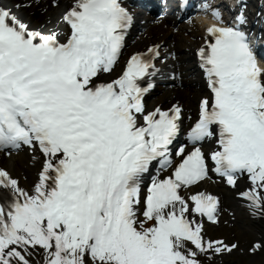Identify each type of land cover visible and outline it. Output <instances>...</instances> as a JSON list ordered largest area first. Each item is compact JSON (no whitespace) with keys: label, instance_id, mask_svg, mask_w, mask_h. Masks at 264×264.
<instances>
[{"label":"snow or ice","instance_id":"1","mask_svg":"<svg viewBox=\"0 0 264 264\" xmlns=\"http://www.w3.org/2000/svg\"><path fill=\"white\" fill-rule=\"evenodd\" d=\"M178 11L200 39L191 107L158 92L186 89L174 45L127 51L123 0L0 3V264L264 258V51L241 0Z\"/></svg>","mask_w":264,"mask_h":264},{"label":"bare ground","instance_id":"2","mask_svg":"<svg viewBox=\"0 0 264 264\" xmlns=\"http://www.w3.org/2000/svg\"><path fill=\"white\" fill-rule=\"evenodd\" d=\"M5 1L9 6H11V4L14 3L13 0H5ZM28 10H31V9H28ZM32 13H36V15L33 17L30 15ZM37 13L39 12L36 9H33L31 11L24 10L21 12V15H23L26 18L33 19L35 22L37 18H38L37 21L42 18ZM169 19H170V23H166L165 19L157 22V19L153 16H141L140 21L145 20L146 24L144 26L141 25L140 29L141 30L147 29L148 31L150 28L154 26H159V25L164 24L166 27L164 28V32L162 34L161 40L165 41L167 44L173 41L172 32L173 31L176 32V43L177 44L175 45V49L177 51H180V53L182 54L180 57V60L183 64L184 76H185L184 83L186 85V89L185 90H181V89L168 90V89L162 88L159 90V92H163V96H161L160 98L161 99L165 97L171 98L173 96L178 98L181 96L180 98L189 104L188 96L195 90H198V85L200 84L199 77L196 76L194 59L191 53L193 48L197 46L196 40L199 37V33L187 32V34H185L187 31L185 24L178 22L175 18H172V17H169ZM177 29H179V31H177ZM132 40L136 43L141 41V39L136 36H133ZM24 163H25L24 158H20L18 161L12 162L9 166L13 167L14 171L18 172L21 170V167ZM219 191L225 197V202L233 204L234 206V203L231 199V194L228 193L224 189H219ZM236 258L240 259L241 257H236ZM262 259L264 258H262L261 256L255 257L254 264H262Z\"/></svg>","mask_w":264,"mask_h":264},{"label":"rangeland","instance_id":"3","mask_svg":"<svg viewBox=\"0 0 264 264\" xmlns=\"http://www.w3.org/2000/svg\"><path fill=\"white\" fill-rule=\"evenodd\" d=\"M194 99H195L194 95H191V96H190V101H189V102H190V106H192V104L194 103ZM250 259H252V258H249V257H247V256H244L243 259H241L240 261H238V260L236 259V257L232 258V260L235 261L236 264H248V261H249Z\"/></svg>","mask_w":264,"mask_h":264}]
</instances>
